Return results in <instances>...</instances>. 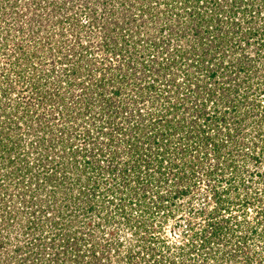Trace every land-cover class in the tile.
I'll return each instance as SVG.
<instances>
[{"label": "trees", "instance_id": "1", "mask_svg": "<svg viewBox=\"0 0 264 264\" xmlns=\"http://www.w3.org/2000/svg\"><path fill=\"white\" fill-rule=\"evenodd\" d=\"M223 2L228 7H225ZM223 2H164L165 6L173 7V11L178 15L173 27L183 37L181 45L171 46L170 41L164 44V40L157 39V42L153 40L152 44L140 46L145 42L142 38L144 36L140 35V28H147L156 15L150 13L149 8L138 11L142 12L140 16L130 8L120 15L111 9L101 24L95 22L94 17L84 25L75 20L73 29L81 31L85 26H92L94 22V25L102 28L101 35H86L90 37L87 42L89 44H83L81 38L76 37L65 54L54 51L60 65H63L60 67L64 73L48 82L52 92H48L49 88L44 90L43 87L57 67L54 65L55 56L51 57L54 49L52 46L57 42L55 36L51 37L47 31L42 33V30L46 29L43 26H46H41V14L32 12L28 18L29 28L34 32L32 43L24 42L23 38L12 37L9 28H6L5 34L0 38V58L6 59L4 63H10L9 66L13 61V64H16L15 62L22 58L23 64L31 63V73H38V78H44L45 83H42V86L41 82L37 83V80L28 78L31 82L24 86L23 82H19L21 85L13 84V73L5 71L4 60H0V220L3 222L5 219L7 228L14 225L21 227V233L24 237L27 236L23 243L15 242L10 247L6 246L7 234L0 238V248L4 252L0 257V264H83L86 259V264H176L171 257L157 256L161 251L160 246H155V243L152 246L143 245L126 251L124 241L117 240L119 237L114 235L115 230L104 223L108 225L111 222L107 214L103 217L105 201L102 200L101 205L98 199L93 198L92 194L99 189V182L86 174L102 173L105 168L113 174L110 179L112 183L103 189L100 188L99 193L103 198L107 194L111 196L115 193L114 184L129 192L133 174L137 176V185L141 187L150 183L147 181L144 184L143 177H151L158 167L161 177L165 179L166 172H170L165 164L163 165V157L167 151H158V146L170 138L172 131L185 130L186 119L180 112L191 100V96L195 102L191 113L197 119L193 120L194 127L184 131L182 139L186 141L196 138L197 149H201V156L204 154L205 159L209 154L218 159L222 155L221 151H227L225 161L218 164L224 168L225 162H228V167L237 173L236 177H239V170L243 165L252 164V168H246L245 179L239 181L232 180V177L225 178V171L219 167L205 168V176L211 177L216 172L214 176L220 177L221 181L225 180L226 186L218 189L209 184L210 194L204 195L206 200L214 202L216 206L209 212L210 216L206 217V223L199 224L198 232L183 227L177 236H183L181 239L186 243H179L178 246L171 244L167 248L171 252L176 250L186 259L194 248L185 237L189 236L192 240L191 237L196 236L204 257L201 264H208L206 257L213 258L214 264H264V79L258 71L260 66L257 63H261L264 71V7L257 5L253 12L258 20L259 17L263 19L262 26L251 28L250 25L254 22L251 17L253 13L245 6L243 0ZM32 3L35 9L41 6L39 0H31ZM157 3L159 4L160 0ZM50 5L53 6L51 11H56L54 1L44 2L45 9ZM237 9L242 13V22L236 18ZM207 11H210V14ZM118 15L122 22L118 20ZM47 17L49 20V16ZM109 17L111 20L114 18L111 22L112 28H108ZM242 24L250 28L245 29ZM20 28L25 30L22 25ZM28 36L30 33L23 35ZM93 37H97V46L90 44V41H94ZM252 37L259 41L252 42ZM251 44L253 47H250ZM46 45L50 48H46ZM149 46L154 48L151 51H154L156 56L149 52L143 53ZM245 46L253 48L254 55L249 54ZM95 48L103 53L123 54L126 68L118 69L119 67L113 66L109 60L105 63V59L100 60V66H94L95 62L92 61L97 60H94V56L89 58L87 54ZM139 52L141 56L138 58ZM163 53H166V56ZM60 54L61 57L58 56ZM47 56L49 58H46ZM29 59L37 62H30ZM48 59L53 61L52 67L44 69V63L49 61ZM152 66L156 69H152ZM177 69H180V72H176ZM82 71L84 74L86 71V77L81 74ZM135 73H138V77ZM207 76L212 82L205 81ZM76 87H80L77 91L79 93L74 92ZM16 88L20 94L13 96L11 89ZM126 94L130 103L125 101ZM172 95L177 100L168 104L166 101L171 99ZM209 101L212 112L207 108ZM163 108L166 112L161 115ZM148 109L152 110L151 113ZM167 115H170V118ZM55 119L60 123L56 124L57 126L52 123ZM88 119L95 125L96 139L101 140L98 147L90 148L92 151H87L86 145L81 147L73 143L70 136L66 139L60 137L65 136L64 133L70 129L68 125L71 124L78 130L76 135L80 134L82 139L89 138L88 129L79 128L78 124H74L75 120L83 123ZM211 126L215 129H211ZM152 143L156 144V149L148 151L146 148ZM125 146L127 149L121 150ZM207 146H210L212 153L206 151ZM200 153H197V158ZM29 154L33 157H28ZM87 155L90 157H86ZM124 155L129 156L128 161ZM182 157L181 154L179 158ZM81 161L84 162L82 168L79 164ZM153 162H157L158 167ZM197 163L199 162L194 161V164H190L188 160L181 162V178L192 177L193 167ZM65 164L68 169L75 170V174L71 173L69 176L70 193L64 199L68 202L54 206L56 208L53 209L57 211L48 221L50 216L47 212L52 207H44L42 202L47 201L45 197L49 194L48 191L55 195L53 186L57 176H54L53 171L54 168ZM144 172L147 174L144 175ZM254 176L257 177L255 180ZM240 187L245 191L242 197L238 192ZM112 203L110 198L109 208ZM204 205L199 198H193L192 206L196 211L202 213ZM44 210L47 212L42 216ZM247 217L253 223L248 221ZM123 219L127 224L135 225L131 223L127 213ZM138 225L140 229L147 226L146 222ZM29 234L32 235L30 240H36L32 244V241L27 240ZM256 239L262 240V245L258 244L261 249H257ZM106 240L108 243L105 242L104 248L101 247V242ZM115 241L117 243L114 246V254L109 255V251L113 250L110 246ZM250 241L255 243L251 244ZM213 242H216L217 246H214ZM144 249L147 250V256L143 252ZM137 256L140 257L138 261L132 262L133 257Z\"/></svg>", "mask_w": 264, "mask_h": 264}, {"label": "rangeland", "instance_id": "2", "mask_svg": "<svg viewBox=\"0 0 264 264\" xmlns=\"http://www.w3.org/2000/svg\"><path fill=\"white\" fill-rule=\"evenodd\" d=\"M39 1H40L41 6H39L37 9H35V7L33 6V3L31 4V0H10V1L4 0L3 3H2V0H0V38L5 34L6 28H9L10 35L12 37H16V39L17 38H23L22 40H24V42L32 43L33 42L32 36H33L34 32L32 31L31 28H29V22H28L29 19L28 18H29L30 13H32V12H34V14H38V15L41 14V16H42L41 17L42 18L41 26H43V25L46 26V27L43 26V28H46V29H43L42 33L47 31V34H50L51 37L54 38V36H55L54 39L57 42L52 46V48H54V49H52L53 56H51V57L55 56V59H54L55 64L54 65L57 67H55V72L52 73V77H49V79H47L46 84L43 87L44 90L49 88L48 92H52L51 91L52 87L49 85L48 82L55 80L56 76L58 78L59 74L64 73L63 70H61L63 68L60 67L63 65H62V63L60 65V62H59V60H57V55H55L54 51L58 52V54L59 53L65 54L68 52L69 48H71V44L74 42L76 37H80L81 42L83 44H84V42H86L85 44H89V43H87L88 40H90L89 39L90 37H88V36H92V34H95L96 36L99 37L101 35L102 28L100 26L97 27L96 25H94V22L92 23V26H85L81 31H78L77 28L73 29L74 26L72 27V24L75 23V20H77L78 24L84 25L89 20L93 19V17H94L95 22H100V24H101V21L106 19V15H107L106 13H109V10H111V9L115 10L120 15L127 8H130L132 10V12H135V13H138V11H141L143 8H149L150 13L153 12V14H156V15H154V18L152 19V23H150L149 26H147V28L146 27L140 28L141 29L140 35L144 36L142 38L145 41V42H143V44H140V46L152 44L153 42H151V41H153V40L156 41L157 39H160V41L164 40V44H168V42L170 41L171 46L174 44H176V45L183 44V37H181L180 36L181 34H179V32L177 33L173 27V23H176L178 15L176 14L175 11H173V7H167L164 5L165 4L164 2H166L167 0H160L159 4L157 3L158 0H87L88 2H86V3L83 0H52L55 2V5L57 6L56 11H54V12H53V10L51 11V9L53 8L52 5H50L47 9H45L44 2L46 0H39ZM171 1H173V0H171ZM223 1L224 0H219V2H223ZM11 2H13L12 5H14V6L11 5ZM15 3H16V5H15ZM243 3H246V5L245 4H243V5L247 6L249 9H251L252 13L255 12V9H257V7H256L257 5H258V7L259 6L264 7V0H243ZM223 4L225 7H228L225 5L224 2H223ZM180 7H182V5H180ZM201 9H203V8H201ZM181 10H179V11H181ZM203 11L204 10H200V12H203ZM207 12H209L208 14H210V11H207ZM261 12H263V11H261ZM48 13H49V15H48ZM141 13L142 12L138 13L139 16L141 15ZM119 15H118V20H120V22H122V19L120 18ZM254 15H256V14L253 13V15H251L254 22L252 21L250 26H251V28H253V27L254 28H257V27L260 28L262 26V22H263L262 20L263 19L261 17H259L260 19L258 20V18L256 16L254 17ZM47 16H49V20L46 19V18H48ZM236 18H238L239 21L242 20L241 19L242 13L240 12L239 9H237ZM183 19H185V18H183ZM146 20H147V18H146ZM57 21H59V22H57ZM107 21L110 23V25H108L109 26L108 28H112L111 22L114 21V18H113V20H111V17H109V18H107ZM20 25H22L25 30L21 29ZM242 25L241 26L245 29L250 28V26H247L246 24H242ZM262 29H264V26L262 27ZM117 31H118V29H117ZM260 31H261V29H260ZM26 33L27 34L30 33V36L23 37V35ZM86 35H88V36H86ZM19 36H21V37H19ZM93 38H94V41L92 43L90 41V44L97 46L98 45V44H96L97 41L95 42L97 37H93ZM178 40H181V41H178ZM251 40H252V42H254V41L256 42L257 39L252 37ZM148 41H150V42H148ZM160 41H159V43H160ZM257 41H259V40H257ZM223 44L229 45L227 43H223ZM0 45H1V43H0ZM140 46H138V48ZM250 47H253V44H251ZM8 48H12V46H8ZM46 48H50V47H48L46 45ZM244 48H245V50H247V52L249 54L254 55L255 52H254L253 48H248L246 46ZM30 49L31 48H29V50ZM151 50H154V48L152 49V47L149 46V48H147L145 51H143V53L146 54L149 52V54L155 55L156 53L154 51H151ZM48 52H49V50H48ZM221 52H222V49H220V53ZM61 54L58 56L61 57ZM87 55L89 58L94 56V60H97V62L92 61V62H95L94 66H100L99 65L100 60L105 59L104 60L105 63H107V61L109 60V62L113 66L115 65V66L119 67L118 69H121L120 67H123V69L126 68V63L124 60L125 56L119 52H116L115 54H112V53L110 54L109 52L103 53V52H101L95 48V50L93 52H88ZM163 55L166 56V53H163ZM0 56H2V54H0ZM140 56H141V53L139 52L138 58ZM160 57H159V59H160ZM46 58H49V57L47 56ZM0 60L1 61L4 60L3 65H6L5 71L9 70V72L13 73L12 78H11L13 84L21 85V83L19 84V82H23L22 86H24V84L31 82L28 78H32V80H37V83L41 82L40 85H42V83H45L44 78H42V79H40V77L38 78V76H39L38 73L36 75L31 73V69H32L31 63H29L28 65L26 63L23 64L22 58L18 59V61L15 62L16 64H13L14 63V61H13L12 65H10V66H9L10 63H8V64L4 63L6 61V59H3V57H1ZM12 60H14V58H12ZM30 62H37V61L36 60H34V61L30 60ZM52 62H53L52 60L46 61V63H44L43 68L44 69L51 68ZM109 62H108V64H109ZM257 63L260 66V68H258V71L260 74H262L261 77L264 79V71H262L263 68L261 67L262 65H260L261 63H259V62H257ZM152 69H156V67L152 66ZM116 71H118V70H116ZM116 71H114V72H116ZM104 72L107 73L106 71H104ZM176 72H180V69H177ZM19 73H21V74H19ZM81 74H83V76L86 77V75H85L86 71H85V74H84V72ZM95 74L96 73H94V75ZM135 76L138 77V73H135ZM210 79L211 78L209 76H207L205 81L212 82ZM255 84H256V80L254 79L253 80V86H255ZM76 86H78V85H76ZM79 88H77V87L74 88V92L79 93V92H77V91H79ZM262 88H264V85ZM127 91H128L127 94H129V90H127ZM11 94L14 96V95L20 94V93H19L18 89L16 88L15 90L11 89ZM127 94L124 98H125L126 102L130 103V100L128 99L129 96ZM190 98H191V100L187 103V105L183 106V110L180 112L181 114H183V118L186 119V121L184 122L185 123L184 124L185 130H187V129L189 130V129H191V127H194L193 120H194V118H196L191 113L192 106H193V108L195 107V104H194L195 102H193L194 98L192 96ZM69 100L72 101V99H70V98H69ZM176 100L177 99L173 98V95H172V98L168 99L166 102L168 104L169 103L171 104L172 101L175 102ZM198 102L199 101H197V104H198ZM210 106H211V101L208 102L207 108L208 109L210 108L209 111L212 112V107H210ZM187 107H189V109H186ZM141 108H142V106H141ZM164 108L160 112L161 115L166 112V110ZM242 108H243V105H242ZM30 109L32 110V108H30ZM39 110H41V108H39ZM148 110L151 113L152 110H150V109H148ZM146 111H147V109H146ZM152 116H154V113L152 114ZM167 117L170 118V115L169 116L167 115ZM167 117H164V119H166ZM89 119L83 123H79V121H76V120L74 121L75 122L74 124H78L80 126L79 128L89 130V132H90L89 138L82 139V136H80V134L76 135L75 133L78 132V130L76 129V126H74V125L72 126L71 124L68 125V126H70V129L64 133L65 136L62 135L60 137L66 139L67 136H70L73 143L80 145L81 147L86 145L85 147L88 149L87 151H89V152L92 151L90 148L98 147V142L101 140L96 139V131L94 129L95 125L92 123L93 122L92 120H91V122H89ZM167 120H169V119H167ZM177 120H179V118H177ZM52 123H54L55 126H57L56 124H60L57 121V119L52 120ZM211 127H212L211 129H215L213 126H211ZM185 130L181 131V130L177 129L176 131H172V135L170 136V138L167 141H163V144H159V146H158V151L163 152L162 150H166L167 151L166 155H169L168 157L166 155L163 157L165 159L163 161V165L165 164L164 166H166L168 171H170V172H166L165 179H163L161 177V174L159 172L160 169L157 165V162H153L154 165H157L156 167H158V169L154 166V169L156 168V171H155L156 173L151 175V177H149V175L146 177H143L144 179H142V180H143L144 184H146L147 181L150 182V183L146 184L147 186L141 187V186L137 185V179L138 178L132 172L131 174H133V176L130 179L131 180L130 181L131 188H130L129 192L122 190L121 187L115 186V184H114L113 188L116 190V191H114L115 193L111 194V196H109L107 194L106 197L103 198L102 194H100L99 192L101 189H103L104 187H107L108 185H110L112 183V180H110V179L113 178V174L108 172L107 168H105V172L103 170L102 173H98V174L97 173H88V174H86V176L90 175V176H92L93 180H96L97 182H99V189H98V191H96L95 193L92 194L93 198L95 197L96 199H98L99 203H101L102 200L105 201V204L103 205L104 208L102 210L103 217H105V215L107 214L108 217L111 219L110 220L111 222L108 225L106 224V222H104V223L107 227L113 228L115 230L114 235L119 237L117 240L124 241L125 244H123V245H124V248L126 251H128V250L132 251V249L134 250L135 248H140L143 245L152 246V244L155 243V246L156 245L160 246L159 250L161 251V253H159L157 256L162 255V257L164 256V258L171 257L173 260H175L174 262H176V264H201L203 262L204 257L202 255L203 253H201V251H202L201 248L198 246V240H197L198 238L196 236L191 237L192 240H190L189 236L185 237L186 240H189V242H191L193 244V248H194L190 257L186 256V259L183 258V256L180 255V253L177 252L176 250L171 252V250H169L167 247L171 244L178 246L179 243H183V244L186 243V241L181 239V237H183V236H177V233L180 232L183 227H185L188 230L190 229V231H192V232L193 231L198 232L199 224L206 223V220H207L206 217L210 216L209 212H211V210H213L216 205L214 202L206 200L204 194H207V193L210 194L209 189H210L211 185H213L214 188L216 186V188H218V189L219 188L223 189L226 186V184H225V180L221 181L220 177L214 176V174L216 175V172L214 174H212L210 177L207 175L205 176V173L203 170H205V168H215V167L221 168L223 165L220 166V164L225 161L224 156L226 155L227 151H225V150L221 151L222 155L218 159H214L213 156L210 154L205 159L204 154H203V157L201 156V153H200L201 149L200 150L197 149L198 143H197L196 138H190L186 141H184L182 139V135L184 134ZM199 144L201 146L200 148H202V144L201 143H199ZM155 145L156 144L152 143L150 147L148 145V148H146L145 146H144V148H146L148 151L149 150L153 151L156 149ZM125 147L121 148V150L127 149V146H125ZM226 148H228V147H226ZM203 150H204V148H203ZM93 151H95V150H93ZM206 151L209 153H212L210 146H207ZM256 152H258V150ZM197 153H200L199 158H197V156H198ZM181 154L183 155L182 159L179 158V156H181ZM88 156L90 157V155H87L86 157H88ZM28 157H33V156H32V154H29ZM123 157L125 158V160H127L129 158V156H127V155H124ZM208 157L210 158V160H207ZM184 160L190 161V164L191 163L194 164V161L199 162V163H197L196 166L193 167L192 171L194 173H193L192 177H189V179L188 178L186 179L185 177L181 178L182 173L179 172L180 171V169H179L180 163L183 162ZM241 162H244V161H241ZM83 163H84L83 161L79 162L81 168H82ZM103 163H105V162H103ZM186 163H188V162H186ZM218 163H220V164H218ZM144 166H145V163H143V167ZM64 167H65V169H64ZM170 167H172V169H170ZM201 167L203 168L202 170H201ZM246 168L251 169L252 164L243 165L242 169L239 170V177H236L237 173L235 174V172H233L232 168L228 167V162H227V164L225 162L224 168H221V170L225 171V173L223 175L225 178L226 177L227 178L232 177V180L234 179V181H236V180L239 181L240 179L244 178L247 175V172H245ZM188 169H190V168L188 167ZM145 170H146V168H145ZM74 171H75L74 169H68L66 164L64 166L60 165L57 169L54 168L53 174H54V176H57V179H55V181H54L55 186H53V187H55V189H53L55 191V195H53L52 192L48 191L49 194H47V196L45 197L47 199V201L44 200L42 202L44 207H46L48 205L50 207H52L51 210H48V207H47L46 209L48 210V212H47V210H44V212H43L44 214H42V216H44V215H46V212H47V214L50 216L48 221L51 220V218H52L51 215L55 214L57 211V209H53V208H56L54 206H57L58 204H62V203L65 204L66 202H68V201H64V199L66 198L65 196H68L70 193V184H71L70 182L71 181L69 180L70 179L69 176L71 173L73 174ZM240 171H243V172L241 173ZM67 172H69V173L67 174ZM175 172L177 174H175ZM143 174L145 175L147 173L144 172ZM149 174H150V172H149ZM172 175H174V177H172ZM253 178L255 180L257 177L254 176ZM158 179H160V181ZM142 180H141V182H142ZM115 181H118V180H115ZM220 181H221V183H220ZM209 184H211V185H209ZM252 187H253V185H252ZM252 187L250 188L251 190H253ZM231 191L234 192V190H231ZM238 192H240V195H239L240 197H242L243 194L245 193V191H243L241 189V187H240V191H238ZM196 197L199 198L203 202V204H205L204 205L205 207H202V210H203L202 213L200 211H196L195 207L193 208V206H192V200H193V198H196ZM110 198H111V200H113V203H112L113 205L109 208L108 203L110 201ZM101 205H102V203H101ZM126 213H127V215H130L131 223H133L135 225L132 226L130 223L127 224L125 222V220L123 219V216H126ZM121 215H123V216H121ZM0 218H2L1 215H0ZM239 218L242 219L243 217L239 214ZM247 218H249V217H247ZM247 218H246V220H248ZM44 219L46 220V218H44ZM248 221L252 222V220L250 218ZM138 222L140 224L142 222H146L147 226L142 227V229H140V228H138V226H139ZM6 226H7V224L5 222V219H3V222L0 220V238L6 236V234H7L6 239H8V243H6V246L10 247L11 245H14L15 242L23 243L25 241L24 239H26L27 236L26 237L23 236V233H21L22 232L21 227H17L16 225H14L13 227L7 228ZM45 228L47 229L46 226H45ZM137 230H139V231H137ZM105 232H106V234H108L107 230ZM31 236L32 235L29 234L27 240L32 241L31 242V244H32L36 240H33V239L30 240ZM110 239H111V237H110ZM160 240H162L163 242H160ZM233 240H236V238H233ZM258 240H261V239H258ZM105 242L108 243V240L102 241L101 247L104 245ZM195 242H197V243L195 244ZM250 242H252V241H250ZM116 243H117V241H115L111 244L110 247H112L113 250L109 251V255L114 254V248H115L114 246ZM213 243H211L210 246H212ZM254 243L252 242L251 244H254ZM256 243H257V249H261L262 240L257 241V239H256ZM258 244H261V245H258ZM214 246H217L216 242L214 243ZM255 246L256 245H254V247ZM103 248H104V246H103ZM107 248L108 247H106V249ZM146 251H147L146 249H144V251H143L145 255H146ZM2 253H4V252H2V249L0 248V257L2 255ZM168 253H171V254L169 255ZM138 257L139 256L133 257L134 259H132V262H137ZM86 260H85V263L83 262V264H86ZM135 260H137V261H135ZM205 260H206V263H208V264H214V259L211 257H206Z\"/></svg>", "mask_w": 264, "mask_h": 264}]
</instances>
